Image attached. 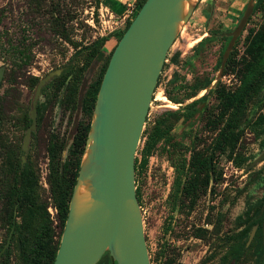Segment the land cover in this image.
<instances>
[{
  "label": "rangeland",
  "instance_id": "obj_1",
  "mask_svg": "<svg viewBox=\"0 0 264 264\" xmlns=\"http://www.w3.org/2000/svg\"><path fill=\"white\" fill-rule=\"evenodd\" d=\"M255 1L247 0L245 5H254ZM106 4L104 0H99V8L95 10L94 0H81L78 6L70 7L75 16V31L71 36L77 42L82 41L83 45L108 37L105 44V53L108 54L117 44L113 34L122 31L128 21L122 24L124 14L118 16L111 9H105ZM122 4L125 10L128 4L137 7L132 0ZM1 8H6V11L2 17L0 15V33L7 30L9 35L16 38L22 31L29 30L25 25L22 0H0ZM242 14V11L237 13L231 3L199 1L168 52L171 55L175 52L180 54L175 65L181 79L177 84L170 85L165 78H161V84L156 86L136 154L139 165L136 192L151 264H219L221 257L233 245L238 232L235 218L244 211L246 196L260 198L264 195V151L260 150L251 124L260 114H264V97L258 104L254 98L249 101L242 117L243 133L236 149L231 159L226 155H218L214 159L215 173L209 179L208 186L200 188L194 197H186L182 193L193 174L189 168L193 149L204 157L211 150L216 137V133L210 132L205 125L206 116L199 115L203 103L193 108L192 116H187L192 111L184 108L205 91L191 100L185 99L190 86L204 79L212 81L208 89L218 84L220 88L233 91L238 86L246 41L259 27L264 26V2L251 14L234 44L231 52L235 64L227 65L226 62L221 71L216 64L225 45V35L236 27ZM200 38V43H194ZM75 52L70 45L59 40L49 44L40 43L34 49L33 62L14 71L11 76H8V65L0 54V68L4 69L0 96H5L7 101L3 124L5 138L2 142L6 146H13V159L19 158L21 164L29 162L35 169L39 195L42 202L47 204L54 226L57 223L56 210L52 206L48 180L50 137L53 135L58 143L64 144L62 157L65 158L82 119L79 106L67 108L61 102L64 91L61 89L57 92L56 86L60 80L55 78L69 70L81 73L85 54L77 55ZM170 62L169 59V63H164L167 73ZM99 67L100 61H94L84 69L78 98L95 79ZM34 77L39 81L49 80L46 84L50 82V85L46 94H40L37 99L41 112L36 115V129L31 133L29 142L24 143L27 130L25 121L30 115L36 92V87L31 86V78ZM160 98H165V101ZM217 104L215 96L211 97L208 111L216 112ZM237 162H240L239 166ZM2 164L0 157V166ZM256 172H260V175H255ZM10 239V235L7 236L6 231L0 229V251L8 240L10 245ZM249 243H246V247ZM252 259L251 249L248 248L238 262L231 264H253ZM2 261L0 258V264ZM7 264H20L14 247L10 249Z\"/></svg>",
  "mask_w": 264,
  "mask_h": 264
},
{
  "label": "trees",
  "instance_id": "obj_2",
  "mask_svg": "<svg viewBox=\"0 0 264 264\" xmlns=\"http://www.w3.org/2000/svg\"><path fill=\"white\" fill-rule=\"evenodd\" d=\"M80 2L81 0H22L25 25L29 30L22 31L19 37L16 38L9 35L7 30L3 34L0 33V54L8 65V76L33 62L35 58L34 49L40 43L49 44L59 40L70 45L76 51L75 54H85L81 73L69 70L64 71L59 77L55 78L60 80L56 86L57 92L61 89L64 91L61 102L67 108L75 109L79 106L82 114V119L78 124L65 158L62 157L64 144L58 143L53 135H51L48 145V180L52 206L56 210L57 223L55 226L47 210V204L42 202L40 198L38 176L35 169L29 162L21 164L19 158L13 159V146H6L2 142V139L5 138L3 124L5 121L4 107L7 101L5 96H0V150L2 151L0 157L3 160V164L0 166V229L5 230L7 236L10 235L11 238L9 247L0 256L3 260L1 264H7L10 249H13V247L17 252L20 264H53L59 246L96 96L114 49L113 47L108 54L105 53V44L109 39L108 37L98 38L88 45H83L82 41L77 42L72 38L71 35L75 31V16L70 7L78 6ZM144 2L145 0H136L135 3L140 8ZM263 2L264 0H256L253 12ZM94 7L95 10H98L99 0H94ZM4 11H6V8L0 9L1 17L4 15ZM129 24L130 21L127 22L122 31L113 34L117 42ZM30 30L33 31L29 33ZM229 40V37H225V45L216 64L218 69H220L222 54ZM179 55V52L173 54L171 57L172 63H178ZM244 56L241 63L244 65L240 71L239 85L233 91L220 88L218 84L217 87L208 89L212 82L208 79L196 81L189 88L185 100H191L197 97L200 92H205L199 98L184 106L185 110L192 111L187 116H192L194 113L193 108L197 104L203 103L199 115L206 116L205 125L208 126L210 132L216 133V137L211 150L204 157L193 149L194 152H192L189 161V168L192 169L193 174L182 191L186 197L189 195L194 197L200 188L208 186L209 179L215 173L214 159L218 155H226L231 159L243 133L241 129L242 117L245 115L249 101L254 98L258 104L264 97V26L259 27L247 39ZM94 61H100L98 74L78 98L82 83V72ZM234 62L235 57L231 52L227 65L235 64ZM31 79V86L34 88L39 80L35 77ZM180 79V74L174 72L168 83L175 85ZM6 82L10 84L9 80H6ZM159 82L160 76L157 86ZM49 85L50 82L41 89V94H46ZM11 89L12 87L9 88V90ZM213 96L217 99L218 104L215 109L216 112L210 113L207 105L209 99ZM168 98L172 101L170 96ZM40 112L41 106L37 104V114H40ZM30 124L31 120L27 117L25 121L26 128ZM251 124L254 126L255 136L259 140L260 150L264 151V114H260ZM236 165L239 166L240 162H237ZM138 167V159L135 158L136 182L138 181L136 175ZM255 175L259 176L260 172H256ZM137 198L139 201L138 193ZM263 201V197L255 199L249 195L245 198V210L235 219V225L240 230L234 236L233 245L221 257L219 264H230L232 261L238 262L248 248L251 249L253 264H264V245L261 230L264 219ZM254 226H257L256 233L250 245L246 247L249 234ZM97 264L116 263L106 252Z\"/></svg>",
  "mask_w": 264,
  "mask_h": 264
},
{
  "label": "water",
  "instance_id": "obj_3",
  "mask_svg": "<svg viewBox=\"0 0 264 264\" xmlns=\"http://www.w3.org/2000/svg\"><path fill=\"white\" fill-rule=\"evenodd\" d=\"M199 1L145 0L115 45L96 96L53 264H97L106 252L116 264H151L136 193L135 158L168 52ZM253 6H245L236 27L226 34L230 40L221 71ZM3 75L0 68V83ZM48 81L36 86L24 143L36 129L37 99ZM262 230L264 242V222ZM8 245L9 240L0 256Z\"/></svg>",
  "mask_w": 264,
  "mask_h": 264
},
{
  "label": "crops",
  "instance_id": "obj_4",
  "mask_svg": "<svg viewBox=\"0 0 264 264\" xmlns=\"http://www.w3.org/2000/svg\"><path fill=\"white\" fill-rule=\"evenodd\" d=\"M125 1H127V0H115L114 3H112V0H104L105 4L108 3V4H106L107 7H105V9H107V10L111 9V11L118 16L123 15L126 10L124 8L125 5L122 4V2H125ZM218 1H223L225 3H231V7H233L237 13L239 11H243V9L246 6L245 2H247V0H218ZM167 56H168V59L171 60V57L173 55L168 54ZM179 57H180V55H179ZM170 63L172 64V61Z\"/></svg>",
  "mask_w": 264,
  "mask_h": 264
},
{
  "label": "built area",
  "instance_id": "obj_5",
  "mask_svg": "<svg viewBox=\"0 0 264 264\" xmlns=\"http://www.w3.org/2000/svg\"><path fill=\"white\" fill-rule=\"evenodd\" d=\"M133 1V4L136 2L135 0H132ZM204 0H200V2L202 3ZM127 10L125 11L124 13V17H123V22L122 24L126 23V21H130L132 20V18L135 16L136 12L138 11V7H134L132 4H128L127 5ZM166 64L169 63V59L166 58L165 60ZM166 64H164V67L162 69V72L160 74V82L158 84V86L161 84V78H165V82H168L174 72V70L176 68H174V66L171 64L168 68L169 72H165V67H166Z\"/></svg>",
  "mask_w": 264,
  "mask_h": 264
},
{
  "label": "flooded vegetation",
  "instance_id": "obj_6",
  "mask_svg": "<svg viewBox=\"0 0 264 264\" xmlns=\"http://www.w3.org/2000/svg\"><path fill=\"white\" fill-rule=\"evenodd\" d=\"M241 18V17H240ZM240 20V19H239ZM237 25V24H236ZM244 31V30H243ZM242 34V33H241ZM225 37H227L226 35H225ZM240 37V36H239ZM172 65L174 66L175 64L174 63H172ZM174 68H176L175 70H174V72H177V73H179L178 72V70H177V66L175 65L174 66ZM173 72V73H174ZM173 75V74H172ZM171 78H172V76H171ZM170 78V79H171ZM169 82V81H168ZM239 85V84H238ZM249 196V195H248ZM251 196H253V195H251ZM247 197V196H246ZM254 197V196H253ZM263 198H264V195L262 196ZM262 197H260V198H262ZM255 198V197H254ZM255 199H259V198H255ZM245 204V203H244ZM245 206V205H244ZM244 210H245V207H244ZM262 211H264V201H263V205H262ZM240 215V214H239ZM236 219V218H235ZM263 222H264V219H263V221H262V224H263ZM235 223V222H234ZM262 224H261V230H262ZM238 228V227H237ZM255 229V230H254ZM240 229L238 228V231H239ZM253 230H254V234H253V237H252V239L250 240V243L252 242V240H253V238H254V235H255V233H256V230H257V226H254L253 228H252V230H251V232H250V234H249V238H250V236H251V234H252V232H253ZM238 233V232H237ZM249 238H248V240H247V242H249ZM262 241H263V230H262ZM250 243H249V245H250ZM263 245H264V242H263ZM231 247V246H230ZM229 250V249H228ZM232 262H234V261H232ZM231 264V263H230Z\"/></svg>",
  "mask_w": 264,
  "mask_h": 264
},
{
  "label": "bare ground",
  "instance_id": "obj_7",
  "mask_svg": "<svg viewBox=\"0 0 264 264\" xmlns=\"http://www.w3.org/2000/svg\"><path fill=\"white\" fill-rule=\"evenodd\" d=\"M200 40H201V38H200V39H197L196 41H194V43H197V42H199ZM160 100L164 102V101H165V98H160Z\"/></svg>",
  "mask_w": 264,
  "mask_h": 264
}]
</instances>
